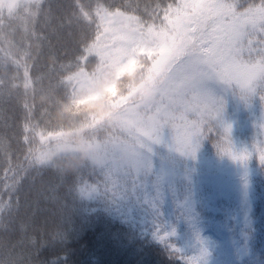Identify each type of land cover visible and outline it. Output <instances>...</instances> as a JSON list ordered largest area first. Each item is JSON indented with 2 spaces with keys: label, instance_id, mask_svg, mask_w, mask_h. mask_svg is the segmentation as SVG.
<instances>
[{
  "label": "trees",
  "instance_id": "obj_1",
  "mask_svg": "<svg viewBox=\"0 0 264 264\" xmlns=\"http://www.w3.org/2000/svg\"><path fill=\"white\" fill-rule=\"evenodd\" d=\"M98 3L159 25L162 11L153 20L144 7L163 9L180 0H0V259L203 264L191 234L194 221L204 234L225 230L239 245L230 264H264V140L240 150L249 154L241 176L224 172L233 158L220 148L230 144L236 152L232 139L203 103L199 111H185L173 90L179 86L187 101L198 100L194 90L206 79L194 80L180 61L156 51L139 56L135 69L116 79L114 94L73 101V77L94 78L108 63L104 55L95 64L81 43L95 39ZM137 4L135 11L127 7ZM79 57L82 67L70 68ZM234 96L264 132V101ZM181 114L199 123L195 151L170 137L188 130L175 118ZM58 141L89 142L93 157L67 151L38 162ZM205 160L222 162V172L208 169ZM220 177L229 185L222 194L215 189Z\"/></svg>",
  "mask_w": 264,
  "mask_h": 264
},
{
  "label": "snow or ice",
  "instance_id": "obj_2",
  "mask_svg": "<svg viewBox=\"0 0 264 264\" xmlns=\"http://www.w3.org/2000/svg\"><path fill=\"white\" fill-rule=\"evenodd\" d=\"M127 7L133 11L139 9L138 4ZM161 11L162 20L157 25L119 10L112 12L110 6L98 3L95 15L99 23L96 24L95 39L89 43L90 37L86 36L81 41L83 51L98 65L109 51L128 48L142 53L147 45H151L157 50H165L168 59L180 61L194 80L211 74L226 81L222 87L212 85L215 95L231 92L245 102H250L253 97L264 101V0L258 3L193 0L175 6L168 4L163 9L159 4L144 7V12L153 20L160 18ZM81 12L85 19L90 17L83 7ZM81 58L84 57L77 58L69 67L79 70ZM84 70L87 69L84 67ZM227 84H231V88ZM173 90L185 111L189 108L199 111V105L204 103L203 100L187 101L186 90L179 86L173 85ZM216 111L222 113L223 108ZM205 113L202 116L207 118ZM175 118L188 129V135L194 136L198 131L199 123L184 121L183 114ZM220 120L224 132L230 134L231 126ZM220 150L241 161L249 156L247 152H234L230 144L221 146ZM259 159L264 163V152L260 153ZM0 264H16V261L0 259Z\"/></svg>",
  "mask_w": 264,
  "mask_h": 264
},
{
  "label": "rangeland",
  "instance_id": "obj_3",
  "mask_svg": "<svg viewBox=\"0 0 264 264\" xmlns=\"http://www.w3.org/2000/svg\"><path fill=\"white\" fill-rule=\"evenodd\" d=\"M155 51L165 50H157L151 45H147L142 53L135 49L128 48L109 51L107 54H105V56L108 57L109 63L99 71L98 75L93 80L87 79V81H85L83 79H80L74 82L72 86L74 101L76 103H85L97 99L105 92L113 94L115 89V79L123 73L131 72L136 65L138 56H149L152 52ZM204 78L210 80L211 84H203L197 87L195 90V94L197 98L199 100H203L204 103L213 112L222 130L224 131V126L221 123L220 118L225 125L231 126L230 134L226 133L228 136H231L235 132L240 131L242 124L246 123L247 128L242 134V137H240L238 140L236 139L235 141H240L243 145H246L253 140L258 141V133L255 132L252 123L248 121V119H246V117L243 115V108H240V112H238L235 104V97L232 94L230 95L229 92H223V96L215 95L212 85L215 84L216 86L222 87L223 85L221 84L220 77L210 74L208 76H205ZM199 80L200 77H197V81ZM209 101H211V103H209ZM213 105L215 107H213ZM221 107L223 108V112H217L216 109ZM187 133L188 130H180L173 133L171 139L173 143H180L185 150H193L196 141L195 135L190 136ZM89 144L90 143L86 141H82L79 143H74L71 141H58L53 145H50L47 148L43 149L38 154L37 161H48L49 159H51L53 154L67 151H80L82 152V154L91 157L92 148ZM143 144H146L145 140ZM204 164L207 168L209 167L217 171H221L220 164L217 162L206 160ZM230 164L236 170H232L229 172L227 171V175L231 176L232 178L239 177L241 175V171L237 170L241 168L239 160L235 159ZM132 166L135 171L139 170L135 164H133ZM168 175L170 177V173ZM215 186L220 193L225 192L229 188L227 180L225 179L217 180ZM196 229L197 227L192 228V232L196 234V239L194 240L195 245L200 247V252L205 257L207 264H227L231 255L239 251V248L235 244L229 243L223 234H220L218 240H214V237L212 236H204L203 230L198 229V231H196Z\"/></svg>",
  "mask_w": 264,
  "mask_h": 264
}]
</instances>
